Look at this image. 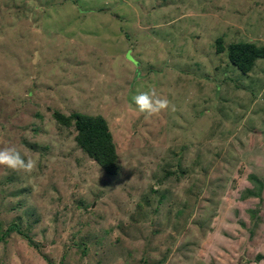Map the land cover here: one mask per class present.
<instances>
[{
	"label": "rangeland",
	"instance_id": "1",
	"mask_svg": "<svg viewBox=\"0 0 264 264\" xmlns=\"http://www.w3.org/2000/svg\"><path fill=\"white\" fill-rule=\"evenodd\" d=\"M241 42L264 47V0H0V148L38 158L0 165V264H264V58L242 73ZM152 87L170 107L146 119ZM55 112L102 115L120 171Z\"/></svg>",
	"mask_w": 264,
	"mask_h": 264
},
{
	"label": "trees",
	"instance_id": "2",
	"mask_svg": "<svg viewBox=\"0 0 264 264\" xmlns=\"http://www.w3.org/2000/svg\"><path fill=\"white\" fill-rule=\"evenodd\" d=\"M228 49L231 62L242 73L251 71L255 61L264 58V47L251 42L232 43ZM54 115L58 123L62 125L67 127L74 125L77 131L75 139L79 146L107 173L116 174L120 171L114 137L102 115H88L80 112H74L68 116L55 112ZM13 231L24 236L30 243L33 241V238L22 231L18 225L10 226L4 234L7 236Z\"/></svg>",
	"mask_w": 264,
	"mask_h": 264
},
{
	"label": "clouds",
	"instance_id": "3",
	"mask_svg": "<svg viewBox=\"0 0 264 264\" xmlns=\"http://www.w3.org/2000/svg\"><path fill=\"white\" fill-rule=\"evenodd\" d=\"M132 100L139 112L145 115L146 119L170 107V101L166 97L161 96L154 87L145 91H138L132 97ZM172 108L174 110V106ZM0 165L14 171L22 170L26 173H32L38 167V158L25 159L24 155L15 146H8L0 148Z\"/></svg>",
	"mask_w": 264,
	"mask_h": 264
}]
</instances>
